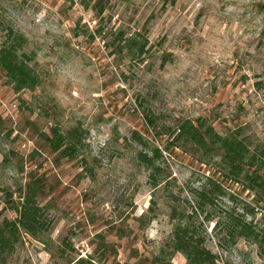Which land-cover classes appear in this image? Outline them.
Returning <instances> with one entry per match:
<instances>
[{
  "label": "rangeland",
  "instance_id": "1",
  "mask_svg": "<svg viewBox=\"0 0 264 264\" xmlns=\"http://www.w3.org/2000/svg\"><path fill=\"white\" fill-rule=\"evenodd\" d=\"M5 49L26 82L0 61V222L30 187L49 226L22 232L6 264H186L166 245L171 212L195 211L207 178L221 189L205 208L215 264H264L254 241L224 238L242 216L264 233L245 178L262 159L235 178L216 147L164 152L184 120L264 148V0H0ZM73 128L81 143L61 156L52 131Z\"/></svg>",
  "mask_w": 264,
  "mask_h": 264
},
{
  "label": "trees",
  "instance_id": "2",
  "mask_svg": "<svg viewBox=\"0 0 264 264\" xmlns=\"http://www.w3.org/2000/svg\"><path fill=\"white\" fill-rule=\"evenodd\" d=\"M139 49L142 51L143 48L140 47ZM3 54L5 58L0 59L2 67L15 79L17 74L19 84L25 83L24 71L22 68L15 66L10 49H5ZM156 134L158 136L164 135L162 133ZM169 136H171L172 142H167L164 152L169 151L176 143H180V147L185 152L189 151V148H195L210 153L211 149L216 147L222 156L221 164H225L229 174L235 178L243 173L245 166H248L246 165L248 159L251 162L256 161L257 158L262 159V164H264V148H258V152H251L250 146L244 140L238 139L233 134L220 137L215 129L210 125L206 126L205 122L199 123L197 121L194 123L190 120H184L176 125ZM81 139L82 132L79 128H73L65 135L53 130L51 143L54 151H59L61 156H68L72 155L71 151L76 148V145H80ZM139 143L145 147V143L141 140H139ZM138 157L142 162L153 165L155 160L162 157V152L158 147H154L152 158L147 159L144 154H140ZM249 166L248 169H251L252 166ZM259 171L257 168H253L251 174H247L245 178L250 183L251 190L262 196L264 194V176L258 175ZM213 182L211 178H207V183L202 189L194 190L191 193L195 201V211H191L186 215L177 214L175 210L171 212V218L173 220L178 218V223L174 225L166 245L173 252L183 255L186 264H215L217 261L215 255L206 247L207 232L204 226L213 221V218L205 213V208L213 204L212 195H218L221 191L219 186H216L215 190L211 189ZM20 199H22V202L19 207L15 208L17 217L14 220L4 218L0 222V264H6V259L13 253L22 232L36 238L46 233L49 228L45 222L43 208L38 203L35 190L30 187L27 188L25 193L20 195ZM252 211L250 210L246 215H252ZM200 216H204V218L199 221ZM227 217H229L230 222L232 218L228 214ZM224 238L232 244L238 239L251 240L257 243L260 249L264 250V233L256 228L253 220L247 221L243 216L238 218L233 223L232 228L225 232ZM74 264H92V259L79 258Z\"/></svg>",
  "mask_w": 264,
  "mask_h": 264
}]
</instances>
